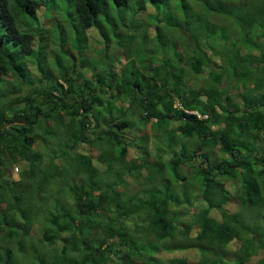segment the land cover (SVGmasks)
<instances>
[{
	"label": "trees",
	"instance_id": "1",
	"mask_svg": "<svg viewBox=\"0 0 264 264\" xmlns=\"http://www.w3.org/2000/svg\"><path fill=\"white\" fill-rule=\"evenodd\" d=\"M90 28L99 32L106 68L121 47L188 30L182 39L190 55L177 61L189 65L177 62L176 69L169 61L160 80L145 81L133 79L136 62L128 61L123 78L129 68L132 88L121 80L100 109L89 97L96 81L90 72V81L86 72L79 77V90L50 77L65 56L59 43L70 45L68 55L94 52ZM203 30L214 47L201 40ZM28 63L40 74L36 85L24 73ZM112 73L108 83L118 81ZM52 84L61 101L51 102L45 88ZM132 92L131 102L113 99ZM258 112L264 114V0H0V264H191L173 256L183 250L197 254L192 264H264ZM152 123L164 132L152 143L156 152L140 135ZM97 141L110 145L108 157H93Z\"/></svg>",
	"mask_w": 264,
	"mask_h": 264
},
{
	"label": "rangeland",
	"instance_id": "2",
	"mask_svg": "<svg viewBox=\"0 0 264 264\" xmlns=\"http://www.w3.org/2000/svg\"><path fill=\"white\" fill-rule=\"evenodd\" d=\"M235 9L236 8H233V10H235ZM45 10H46V7L42 6L39 9L38 14L42 15V13H44ZM59 11H60V9H59ZM196 11H197V8H196ZM149 12H153V9L151 7H147V9L145 11V13H147V14ZM206 17H207V15L205 14L204 19H206ZM189 18H191L190 15H189ZM219 23L222 25L221 29L223 27H227L228 18L221 19ZM188 32L189 31L185 30V29H183L182 31H181V29H174L168 37L153 36L150 34L152 39L150 40V42H147L144 45L139 44V43L133 47H130L129 45H127L125 47H121V48L113 51V55H116V60L115 59H112V60L115 63L112 66L107 64V66H110V67L106 68V66H104L105 64L98 57L100 54L103 55L104 53H106L105 49L103 48V44L95 41L98 39L97 34H99V32L96 28H90V30H85V33L89 35V41L90 42L93 41L92 44L94 46H92V47L90 46V47L94 50V52L93 53H86L84 50V52H82L80 55H77L76 52H73V53L68 55L67 51L70 48V45L68 47H66L65 43H63V45H61V43H59V49L65 51V56H61V57L57 58L56 63H53L54 67L50 72V77H52L54 81H57L60 84H62L64 87L66 86V84L71 83L74 85L75 89L79 90V77L83 73L86 72L84 79L87 81H90V80H92V77L90 76V73H91V75L94 77L93 80L96 79V81L94 80V85L92 87L95 90L93 92V94L95 96L91 95L89 97H92L93 101H96V106L98 104L100 109H102L103 107H102L100 99H102L103 101L104 100L106 101V97H108L110 99V95L112 93L114 94V90H115L116 86L121 84L122 81H123L122 86H125L126 89L130 90V88H132L133 81L130 80V78H131L130 72L131 71L129 68L127 70V75L125 74V77L123 78V74H124L123 71L125 69H127V68L123 67V64L128 62V61L136 62V65H134L135 66V68H134V71H135L134 76L135 77H133V79H137V80H141L142 77H145L144 78L145 81H154V79L160 80L157 77L160 73H162V75H164L163 74L164 71H163L162 67L169 61L172 62V64L174 65V67L176 69H180L182 67H184V69H186V67H188L189 64H187L185 62V60H183V58L180 61L179 60L177 61V55L178 54H180L181 56H189L190 55V51L187 50L186 43L182 39V36H184V34L188 35ZM52 33L53 32H51V34ZM201 35H202L201 40L208 42V45L210 47H214V45H210L211 41L214 40L213 37L212 38L207 37V36H212L213 34L211 35L206 30H203L201 32ZM48 36H49V34H48ZM56 36H55V39H56ZM68 37L70 39V34H68ZM139 39H141V38L139 37ZM215 41L216 40H214V42ZM53 46H55L54 43H53ZM218 46H221L224 49V52L227 54V46H224V45H218ZM117 47H119V46H117ZM47 52H49L48 47L45 48V53H47ZM73 56H75V61L73 59ZM85 59H87L88 62H91L94 65L95 69H93V65L90 68H88L86 66V63L83 62V60H85ZM24 61H27V60H24ZM177 62H180L182 67ZM48 63L50 66L46 65V68L49 70L53 66V64L51 63L50 60L48 61ZM156 69H157V73L155 74L153 71H155ZM168 70H169V74H170L169 67H168ZM35 71H38L37 67H35V65H33L31 67V64H29V63H28V67L26 66L24 69V73L30 72L31 75H29L28 78H29V80H34V82H31L32 85H36V83H38V81L40 80V74H37V72H35ZM112 71L118 77V81H116L114 83H108V78L111 76V74H113ZM182 71H183L182 75L184 76L185 75L184 70H182ZM174 72H175V74L178 73L177 70H175ZM103 75L106 76V79L104 80L103 83H101L100 79ZM171 80H174V79H171ZM206 80H208V79L206 78L205 81ZM44 82H46V80L43 79L42 85ZM196 84H200V82L194 81L192 83L193 86H195ZM202 84H204V81L202 82ZM223 84H225V83L223 82ZM14 87L20 88L21 85H14ZM45 89L47 91H49L48 95H51L52 93L54 94L53 100H51L52 103L54 101L55 102L61 101L62 99L65 98L63 92H61L60 88L58 86H56L55 84H52V86L50 88H48V89L45 88ZM160 89H162V87ZM36 91L38 92V94H40V92H42L38 88H36ZM79 93L81 94L80 91H79ZM143 93H144V91H143ZM46 96H47V94H46ZM133 96H134V93L132 92L130 95H123L121 97H118L115 95V97L113 99H128L131 102ZM48 99L50 100L49 97H48ZM132 110H133V115H136L138 113V111L140 110V106L134 105V106H132ZM37 129L38 128H36L35 131H37ZM129 132H130V130L124 131V133H126L127 135H131ZM159 133L160 132L154 123L145 125L144 128H142V132L140 133L141 137H143V139H141V141H147V145H145V146H147V148L149 150H151L152 152H156L157 147H159V146H152L153 142H156L159 144V140L157 138ZM163 133L164 132H161L159 134V138H163V135H162ZM126 142H128V141H126ZM38 150L49 154V150L43 148V146L42 147L39 146ZM90 150L91 151L93 150L92 154H93L94 158H97V156H99L101 151H103L104 157H108L109 152H110V145L106 141H97L94 143V147H90ZM163 150L164 149L161 148L160 150H158V152L161 153ZM138 154L139 153H137V152L135 154L134 150L132 151V155H138ZM23 165H25V164H23ZM20 168L21 167H16L14 169V174H15L14 176L15 177H16V174L20 171ZM102 168H103V166H102ZM145 175H146L145 173H142L143 177H146ZM137 187L140 188L139 182L131 184L129 186V190L131 192H134ZM127 193L129 194V191ZM214 211L215 210L211 211V213ZM215 212L217 213V219L221 220V215L219 214V212H217V211H215ZM213 215H214V217H216V214L213 213ZM182 220H183V218H181V220L179 222H186V223L188 222V220H186V221H184V220L182 221ZM179 222L176 221L175 224H177ZM191 225H193V229L191 230V233H190V237H191L190 239L192 241H196L197 236L195 238H192V237H194L195 233H197L198 225L197 224L194 225V222ZM181 228H182V225L178 229H181ZM31 234L36 239H38L40 237L41 231L39 230L38 225L32 226ZM160 254H161V256L165 257L164 259H167L170 256L169 254H166L164 252L160 253ZM232 255H234V253H232ZM173 256L186 257V258H188L189 262L192 264V263L196 262L195 258L197 256V254L192 250H187V251L183 250V251H174Z\"/></svg>",
	"mask_w": 264,
	"mask_h": 264
},
{
	"label": "clouds",
	"instance_id": "3",
	"mask_svg": "<svg viewBox=\"0 0 264 264\" xmlns=\"http://www.w3.org/2000/svg\"><path fill=\"white\" fill-rule=\"evenodd\" d=\"M235 31H237V32H239V34H241V32H242V26H241V23H238V25L236 26V28L234 29ZM51 34H49V36H50ZM196 81H198V80H196ZM224 87V86H223ZM202 99H203V97H201ZM204 100H205V98H204ZM190 113V112H189ZM191 113H193V112H191ZM195 113V112H194ZM259 113V112H258ZM197 114V113H196ZM256 117H260V119H262V120H264V114L263 115H261L260 113L259 114H256ZM203 118H206V116H203ZM262 137H264V134L260 131L259 132V138H262Z\"/></svg>",
	"mask_w": 264,
	"mask_h": 264
},
{
	"label": "water",
	"instance_id": "4",
	"mask_svg": "<svg viewBox=\"0 0 264 264\" xmlns=\"http://www.w3.org/2000/svg\"><path fill=\"white\" fill-rule=\"evenodd\" d=\"M93 234H94V233L92 232V236H93Z\"/></svg>",
	"mask_w": 264,
	"mask_h": 264
}]
</instances>
